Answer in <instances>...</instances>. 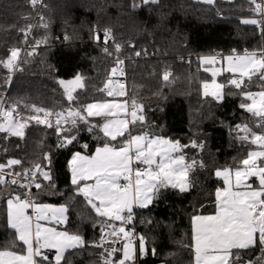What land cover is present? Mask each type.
Masks as SVG:
<instances>
[{
  "label": "trees",
  "instance_id": "trees-1",
  "mask_svg": "<svg viewBox=\"0 0 264 264\" xmlns=\"http://www.w3.org/2000/svg\"><path fill=\"white\" fill-rule=\"evenodd\" d=\"M43 4L47 7L34 10L28 0H0V59L8 57L10 48L24 45V36L18 29L26 24L37 25L40 15L49 27L33 28L32 40L44 35L50 38L37 54L24 56L29 62L21 63L22 70L12 72L10 81L6 82L9 70L0 64V101H4L5 107L18 105L17 111L25 116L29 114L26 106L31 105L60 111L68 105L56 79L70 80L77 72L86 77V87L78 90L81 104L107 99L106 93L98 89L104 86L115 66L114 59L101 51L103 29L110 28L128 59L125 80L129 97L135 95L144 105L146 123L143 128L133 129V134L146 130L178 140L181 145H190L193 140L204 144L203 150L183 149L189 159L194 157L205 164L192 174L195 186L183 194L175 189L162 190L149 208L136 209V219L125 225L126 230L135 229L145 238L146 254L142 256L136 245L135 264H194L191 217L214 213V193L223 186L215 171L235 169L255 149L239 138L243 133L236 127L243 124L254 127V118L239 107L243 98L226 94L222 101H216L204 97L201 82L211 77L198 57L217 54L224 57L233 54V50L243 54L245 49L264 47L261 31L240 22L242 18H257L251 11L254 5L248 0H216L213 6L196 0H160L159 6L133 10L131 0H43ZM28 14L31 19L22 18ZM97 31L100 42L94 39ZM66 35L69 40L64 39ZM136 51L141 56L136 57ZM188 57L190 63L186 62ZM165 68L172 73L169 82L162 80ZM229 78L225 75L220 80L226 84ZM120 79L119 74L113 77L114 81ZM250 90L259 88L252 86ZM224 91L237 90L226 87ZM89 119L92 124L99 120ZM87 127L81 125L73 146L61 149L56 148L54 129L34 122L25 130L23 139L5 140V134L0 133V149H7L6 153L0 150V163L17 158L23 161V167L31 168L43 161L44 153L51 152L55 188L47 187V182L40 190L34 187V199L39 204L68 206L65 231L78 233L87 242L85 248L66 254L71 264H99L101 251L89 246L99 241L101 218L82 196L75 195L68 167L73 152L91 155L106 140L98 128L88 132ZM85 143L87 149L81 147ZM113 143L119 144L120 140ZM13 170L22 171V167L14 166ZM17 194L22 195L21 189L0 185V250L10 248L15 240V231L7 225L6 202ZM17 244L12 250L21 252L23 246ZM114 246L120 248L122 242ZM46 255L54 264L53 254L46 252ZM260 255L256 247L247 250L244 258L255 259ZM121 256L117 252L113 259Z\"/></svg>",
  "mask_w": 264,
  "mask_h": 264
},
{
  "label": "snow or ice",
  "instance_id": "snow-or-ice-1",
  "mask_svg": "<svg viewBox=\"0 0 264 264\" xmlns=\"http://www.w3.org/2000/svg\"><path fill=\"white\" fill-rule=\"evenodd\" d=\"M199 2L213 6L216 0ZM28 3L34 10L47 7L43 0H28ZM248 3L254 5L251 11L259 18H242L240 22L258 27L264 35V0H248ZM159 5L160 0H131L130 4L133 10ZM22 18L29 20L31 15ZM39 21L37 25L26 24L18 29L24 36L23 43H28L33 28L48 29L43 15L39 16ZM49 39L47 35L34 38L26 57L37 54L36 49L42 44L47 45ZM64 39L70 38L66 35ZM94 39L100 42L98 31L94 33ZM110 42L112 51L108 47ZM130 46L135 48L134 44ZM122 48L112 30L103 29L101 51L114 59L115 66L110 69L104 86L98 91L112 97L110 100L81 104L78 90L86 87V77L77 72L70 80L56 79L68 105L60 111L31 105L26 106L29 114L25 116L17 111L18 105L4 107L0 101V133L5 134V140L9 137L23 139L25 130L32 122L54 129L57 149L73 146L78 141L81 125H87L88 132L98 128L103 133L106 140L93 154L75 151L68 161L75 195L82 196L96 216L101 218L99 241L89 245L101 249L99 264H135V236L125 227L133 221L134 209L149 208L162 190L175 189L181 194L189 192L195 186L192 174L198 168L205 167L202 160L189 159L183 151L187 147L203 150V143L193 140L190 145H181L178 140L154 135L146 130L133 134V129L138 126L143 128L146 115L144 105L137 101L136 96L129 97L125 84L113 80L117 74L125 75V60L120 57ZM9 53L6 59H0V64L9 70L6 82L11 80L14 70H22L21 63L29 62L22 57L19 47L10 48ZM141 54L140 51L135 52L136 57ZM198 59L201 65L206 66L204 71L210 72L212 77L210 81L201 82L204 97L216 101H222L226 94L243 98L239 107L254 118V127L249 124L236 127L243 133L239 138L254 145L255 149L249 151L235 169L215 171V176L223 180V186L215 190L214 213L194 214L191 217L194 264H264V47L251 51L245 49L243 54L233 50L232 55L221 59H218V54ZM222 61H226V67H215ZM225 72L230 74L227 83H218L216 78ZM171 75V70L165 68L162 80L169 82ZM252 86L259 90L251 91ZM226 87H233L237 91L225 93ZM116 97L128 98L117 100ZM89 118H100L103 123L92 124ZM118 140L119 144L113 143ZM81 147L87 149L89 146L85 143ZM0 150L7 152L6 148ZM51 164V152L44 153L43 161L34 163L31 168L23 167V161L17 158L0 163V185L11 184L28 189L23 195L17 194L7 199V225L15 230V240L10 248L0 250V264H51L44 250L53 249L54 264H71L66 254L86 247L87 242L80 234L59 231L41 223L48 221L62 225L68 219V206L39 204L31 198L33 186L40 190L47 182V187L55 188ZM14 166H21L22 171H14ZM251 178L258 180L257 186L248 182ZM29 209L32 214H29ZM114 222H120L119 226ZM17 242L23 246L21 252L12 250L18 246ZM120 242L122 247L114 246ZM256 247H259L261 255L255 259H245L244 253ZM117 252H121L122 256L113 259ZM139 253H146L143 236L139 237Z\"/></svg>",
  "mask_w": 264,
  "mask_h": 264
},
{
  "label": "built area",
  "instance_id": "built-area-1",
  "mask_svg": "<svg viewBox=\"0 0 264 264\" xmlns=\"http://www.w3.org/2000/svg\"><path fill=\"white\" fill-rule=\"evenodd\" d=\"M257 2H260V0H258ZM258 18H259V17L257 16V19H258ZM255 27H256V26H255ZM256 28H258V27H256ZM258 29H259V28H258ZM259 30H260V29H259ZM33 42H34V40H32V33H31V34L29 35V37H28V43H27V44L24 43V45H23L22 47H20V48L22 49V53H21L22 57H24L28 51H31V45L33 44ZM42 47H43V44L40 45L39 48L36 49V52H37L40 48H42ZM108 47H109V50L112 51V44H111V42L109 43ZM231 55H232V54H231ZM120 57H121L122 59L125 60V63H124V66H123V67H124V70H125V73H126L128 59L124 57V55H123V49H122V51H121V53H120ZM221 58H222V56H221V55H218V59H221ZM195 59H197V58H195ZM190 60H191V57H188V58L186 59V62L188 63ZM17 70H18V69H17ZM17 70H14L13 72H16ZM119 81H121V82H123V83L125 84V86H126V90H127V84H126V80H125V75H124V76H121V79H120ZM3 95H4V98H5V94H3ZM123 98H127V97H123ZM2 102H3V106H4V101H2ZM4 107H5V106H4ZM141 167H142V166H141ZM24 182L27 183V181H24ZM8 185H9V186H12V187H17V188L21 189V191H22V195H23V193H25L26 191H28V189L20 188L18 185H11V184H8ZM30 191H31V198H32V200L35 202V199H34V186L31 188ZM28 211H29V214H32V210H31V209H29ZM135 219H136V216L134 215V219H133V220H135ZM132 222H133V221H132ZM131 232H133V233H134V236H135L134 244H135V245H139V237H141L142 235H140L139 233H137L135 229H132ZM144 239H145V238H144Z\"/></svg>",
  "mask_w": 264,
  "mask_h": 264
},
{
  "label": "rangeland",
  "instance_id": "rangeland-1",
  "mask_svg": "<svg viewBox=\"0 0 264 264\" xmlns=\"http://www.w3.org/2000/svg\"><path fill=\"white\" fill-rule=\"evenodd\" d=\"M196 1H199V0H196ZM202 3V2H201ZM226 56H228V55H226ZM203 67H206L205 65H202ZM215 67H226V61H222L221 63H218L217 65H215ZM209 75H210V77H211V73L210 72H207ZM229 76L230 77V74L229 73H223V75H221V76H218L216 79H217V82L218 83H222L221 82V78L223 77V76ZM211 79H212V77H211ZM210 79V80H211ZM209 80V81H210ZM114 86H116V87H118V85H114ZM202 91H203V89H202ZM110 99H112V97H108L107 96V99H105V100H110ZM116 99L117 100H123V97H116ZM102 101V100H101ZM92 119H99L95 124H100V123H103V121L102 120H100V118H92ZM135 166V165H134ZM48 205H52V206H54V207H59V206H61V205H55V204H48ZM67 215V214H66ZM134 215H135V210H134ZM45 222H47L46 224H47V226H49V227H51L52 225H50L51 223H49L48 221H45ZM62 225H64V224H62ZM65 225H66V223H65ZM64 225V226H65ZM65 231V230H64ZM135 245V244H134ZM136 246V245H135ZM146 254V253H145ZM145 254H143L142 256H145Z\"/></svg>",
  "mask_w": 264,
  "mask_h": 264
},
{
  "label": "crops",
  "instance_id": "crops-1",
  "mask_svg": "<svg viewBox=\"0 0 264 264\" xmlns=\"http://www.w3.org/2000/svg\"><path fill=\"white\" fill-rule=\"evenodd\" d=\"M70 176H71V174H70ZM219 179L222 180L221 178H219ZM222 182H223V180H222ZM248 182L251 183V184H253L254 187L258 185V180L256 178H251ZM136 209H141V208H135L134 210H136ZM67 218H68V214H67ZM41 223L47 225L46 224L47 222H45V221H41ZM117 223H120V222H117ZM66 224H67V222H66ZM50 225H52L51 227L57 228V230H59V231H64L65 230L64 227L66 226L65 224H64L65 225L64 226V225L56 224L54 222H52ZM12 230H14V229H12ZM44 251H45V254H46V252L47 253H51L55 257V250L54 249L53 250H50V251L49 250H44Z\"/></svg>",
  "mask_w": 264,
  "mask_h": 264
}]
</instances>
